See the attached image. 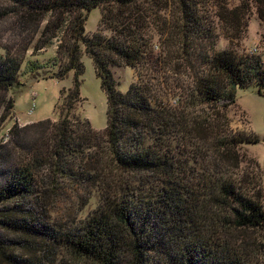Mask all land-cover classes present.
Masks as SVG:
<instances>
[{"label":"trees","instance_id":"obj_1","mask_svg":"<svg viewBox=\"0 0 264 264\" xmlns=\"http://www.w3.org/2000/svg\"><path fill=\"white\" fill-rule=\"evenodd\" d=\"M4 1L0 19L15 15L16 22L32 28L34 35L45 20L33 52L58 39V69L49 77L62 80L69 72L73 76L65 97L67 111L59 121L14 123L7 140L0 142V230L16 235L9 245L6 237L5 242L0 239V261L42 264L35 253L59 248L85 264H264V237L250 236L264 228L259 184L252 181L245 190L229 175L211 180L210 174L208 185L192 182L189 186L173 165L169 138L204 141L212 133V148L220 149L223 157L227 154L234 166L237 144L261 141L252 133L237 131L230 137L216 133L220 125L209 123L208 118L226 123L223 111L234 103L237 87L255 85L264 95L260 57L235 49L251 6L264 28V0H237L231 5L230 0H173L177 16L172 30L166 32L163 56L152 52L146 37V20L154 10L141 0ZM95 8L100 10L99 24L112 32L110 37L84 33L87 13ZM214 19L226 40L223 49L215 48L219 33ZM81 47L106 98V125L101 132L85 120L68 116L83 72ZM21 61V56L7 50L0 54V91L17 83ZM119 64L135 72L125 92L115 88L110 70ZM42 67L27 60L23 71L34 73ZM180 67L188 79L187 96L182 94L185 86L167 83L164 76L179 74ZM0 106L3 122L13 103L1 97ZM201 106L211 109V114L200 117L193 112ZM43 124L51 140L45 151L42 131L28 136L31 128ZM77 159L79 174L99 181L106 193L100 194L97 208L79 226L59 232L46 221L45 204L36 197L47 182L53 190L59 183L75 180L72 164ZM45 163L49 172L41 183L38 173ZM141 180L157 183V193L138 196L133 183ZM240 235L244 239H238ZM12 245L35 260L18 259Z\"/></svg>","mask_w":264,"mask_h":264},{"label":"rangeland","instance_id":"obj_2","mask_svg":"<svg viewBox=\"0 0 264 264\" xmlns=\"http://www.w3.org/2000/svg\"><path fill=\"white\" fill-rule=\"evenodd\" d=\"M145 6L153 9L147 19L145 26L146 37L150 39L152 52L165 54L167 31L172 30L171 25L177 16V10L173 0H141ZM165 1V2H164ZM146 2V3H145ZM237 0H230L229 4H235ZM6 5L4 0H0V7ZM15 15L0 19V54H4L7 50L11 55L21 56V64L18 70L17 83L13 84L8 90L0 91V98L10 99L13 103L8 117L0 122V142H4L5 135L8 136L9 128L16 123L18 126L29 125L40 121L48 120L50 123H56L67 111L65 107V97L68 90L71 89L73 73L69 72L62 80L49 77L58 69V62L55 60L56 46L58 39H54L41 48L39 51L33 52V42L37 40L39 31L43 27L45 20L39 25L34 35L32 28L22 26L16 22ZM100 22L99 8L92 9L87 13L84 24V33L90 35L94 32L100 33L105 38L110 37L112 32ZM216 32L219 33L215 48L223 49L226 46V40L221 36V26L214 19ZM24 48L23 51L22 48ZM235 49L238 52L253 51L258 55L264 65V28L255 14V9L251 6L248 11L247 24L242 39L237 42ZM22 52V53H21ZM24 52V53H23ZM27 60L37 61L44 67L34 73L24 72V65ZM79 61L82 64L83 72L78 77L79 88L78 98L74 100L68 116L72 120H85L89 127L96 132L104 130L106 125V98L100 89L99 80L95 76L94 68L90 58L83 52ZM112 76L115 81V88L120 92H125L130 83L135 80V72L133 69L122 64L110 66ZM183 68H179V74H164L167 83L175 84L177 82L188 86V79ZM162 83L163 78H160ZM155 81V80H154ZM161 83V84H162ZM161 89V88H160ZM178 97L172 99L174 103ZM192 113L201 114L200 117H206L205 114H211V109L206 106L197 107L196 110L189 109ZM1 113V106H0ZM226 123L222 124L220 120H212L210 115L209 123L215 122L220 126L216 129V133L220 132L228 137L239 131L243 134L252 133L256 135L260 142L256 144L239 143L234 148V155L237 157V164L233 160L228 159L227 154L223 157L220 149L212 148L215 142H212L215 136L211 133L208 139L200 140L194 137H169L172 146V159L179 177L192 186V182L209 184V179L214 180L219 176L229 177L237 186H247L252 181H256L262 190V205L264 206V95H260L255 85L246 87H237L235 91L234 103L223 111ZM219 116V114H217ZM45 124L30 129L28 136L36 137L43 132L42 150H47L46 146H51L49 137V129H44ZM45 132V133H44ZM182 137V136H180ZM232 154V153H231ZM233 155V154H232ZM80 159V158H78ZM78 159L72 164L73 175L75 180H69L62 185L59 183L58 189H52L48 182L46 186H41L38 192H42L36 197V200L45 204L46 221L56 231L65 232L79 226L85 217H87L99 204L100 194L106 193L104 185L99 181L92 182L84 179L85 173L80 175V162ZM48 164L41 172H39L40 182L43 176L49 172ZM41 173V174H40ZM182 179V180H183ZM39 181V178L36 177ZM245 182H247L245 184ZM61 184V185H60ZM136 193L140 197L151 196L158 191V185L154 182L136 181L133 183ZM43 185V184H42ZM246 190V189H245ZM31 203H34L32 200ZM16 235L5 233L0 230V239L5 243L12 244L10 241ZM251 238L256 236L264 237V228L261 232L250 234ZM238 239H244L242 235ZM264 242V241H263ZM5 243L3 245H5ZM9 252V250H7ZM12 252L18 259H27L29 253L21 251L17 245H12ZM40 259L42 264H85L78 262L75 258L66 253L63 249L54 248L50 253L43 251L34 254V258ZM32 258L34 261L35 259ZM0 264H3L0 261Z\"/></svg>","mask_w":264,"mask_h":264},{"label":"built area","instance_id":"obj_3","mask_svg":"<svg viewBox=\"0 0 264 264\" xmlns=\"http://www.w3.org/2000/svg\"><path fill=\"white\" fill-rule=\"evenodd\" d=\"M249 54H254V50L253 51H251V50H249V51H247ZM7 135H5V138H3V140H4V142L7 140Z\"/></svg>","mask_w":264,"mask_h":264}]
</instances>
